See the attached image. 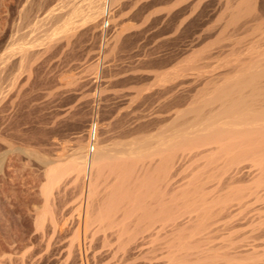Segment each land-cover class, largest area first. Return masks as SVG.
Wrapping results in <instances>:
<instances>
[{"label": "rangeland", "instance_id": "rangeland-1", "mask_svg": "<svg viewBox=\"0 0 264 264\" xmlns=\"http://www.w3.org/2000/svg\"><path fill=\"white\" fill-rule=\"evenodd\" d=\"M31 1L0 0V56L8 48L19 52L27 43L39 51L25 63L13 59L12 70L0 77V264H155L160 256L162 262L166 254H155L162 237L146 238L139 249H124L115 239L101 240L102 233L92 229L96 224L86 228L88 175L81 185L69 167L82 146L90 158L92 144L136 133L145 138L137 143L136 156L158 161L162 141L182 119L194 116L200 97H206L210 40L204 4L185 14L181 8L192 0H118L96 27L88 25L91 30L80 16H73L76 28L67 42L62 24L86 1ZM161 1L171 6L166 9ZM55 5L60 6L55 19L34 26L36 16H45ZM29 6L33 10H26ZM262 155L240 163L244 181L230 196L236 211L225 218L230 229L221 231L226 236L232 232L240 244L264 233V170L258 167ZM204 164L181 160L176 166L179 183L201 177L208 169ZM56 170L65 175L54 177ZM153 187L151 192L159 188ZM146 188L138 193H148ZM221 191L215 194H227ZM259 248L261 264L264 246Z\"/></svg>", "mask_w": 264, "mask_h": 264}, {"label": "bare ground", "instance_id": "bare-ground-1", "mask_svg": "<svg viewBox=\"0 0 264 264\" xmlns=\"http://www.w3.org/2000/svg\"><path fill=\"white\" fill-rule=\"evenodd\" d=\"M85 1L78 7L74 5L69 19L62 24L67 42L76 28L73 16H80L86 27L89 24L96 27L104 14L109 15L110 6L118 0ZM201 3L207 12L206 26L210 40L207 50L209 68L203 94L206 97L203 101V96L200 97L203 105L198 106L200 101L195 107V115L182 119L173 128L174 133L166 136L158 161L147 162L145 159L150 155L146 154L136 156V149H140L136 147L137 143L145 141L144 135L136 133L137 136L111 139L107 144H92L90 158L89 151H84L82 146L80 152H75L73 160L71 158L69 168L75 172L74 180H80L81 185H84L88 175L85 226L89 229L96 224L92 229L94 233H102L101 240L110 242L115 239L120 248L139 249L146 238L162 237L163 244L159 243L161 248L157 246L159 250L155 254L161 250L166 259L161 262L159 254L160 259L153 256L159 259L157 264H260L257 256L259 247L264 246V233L240 244L232 238V232L226 236L221 231L230 229L226 227L225 218H231L236 211L230 196L240 190L239 183L244 181L242 170L245 166L240 163L252 156L264 155V0H192L181 9L184 13L185 10L193 12ZM35 4L33 2V6ZM40 5L39 2L38 7ZM33 6L25 8L33 10ZM35 7L37 9V5ZM59 7H51L45 16L37 15L34 26L54 18ZM29 13L31 18L32 13ZM108 26L109 20L106 19L104 27ZM27 44H23L19 52V49L16 52L14 48H8L0 56V77L12 70L13 59L24 62L39 52L35 44ZM202 159L204 162L201 163ZM181 160L194 161L198 167L205 163L202 167L208 169L199 174V180L189 179L185 188L182 186L186 183H179L181 180L176 178V166ZM258 167L264 170V162H260ZM57 170L53 176L60 174L61 177L63 171ZM151 171H158V176L153 177L156 172ZM202 179L205 180L200 183ZM153 186L159 188L151 192ZM142 187H147L149 192L138 193ZM216 190H225L227 194L217 195ZM238 202L239 205L242 203Z\"/></svg>", "mask_w": 264, "mask_h": 264}, {"label": "built area", "instance_id": "built-area-1", "mask_svg": "<svg viewBox=\"0 0 264 264\" xmlns=\"http://www.w3.org/2000/svg\"><path fill=\"white\" fill-rule=\"evenodd\" d=\"M108 23H106V25H107Z\"/></svg>", "mask_w": 264, "mask_h": 264}]
</instances>
